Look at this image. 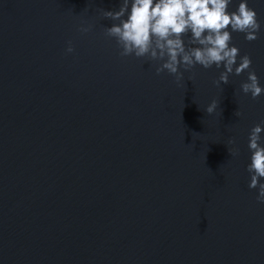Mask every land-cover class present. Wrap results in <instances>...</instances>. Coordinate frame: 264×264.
<instances>
[{
	"label": "water",
	"instance_id": "1",
	"mask_svg": "<svg viewBox=\"0 0 264 264\" xmlns=\"http://www.w3.org/2000/svg\"><path fill=\"white\" fill-rule=\"evenodd\" d=\"M249 4L261 31L231 42L264 84V0ZM119 5L0 0V264H264L246 167L264 93L240 89L247 70L178 82L121 55L102 15Z\"/></svg>",
	"mask_w": 264,
	"mask_h": 264
},
{
	"label": "clouds",
	"instance_id": "2",
	"mask_svg": "<svg viewBox=\"0 0 264 264\" xmlns=\"http://www.w3.org/2000/svg\"><path fill=\"white\" fill-rule=\"evenodd\" d=\"M120 0L118 9H103L102 15L111 17L113 23L105 26V32L115 37L121 55L147 56L159 63L157 73L167 70L179 82L184 70L196 64L204 68L215 65L221 69L214 83H228L229 74L247 70V79L240 83L244 93L255 98L264 93L256 71L251 68V56L232 43V33L242 32L246 40H254L261 31V20L249 0ZM92 25L80 24L81 32H88ZM190 35H186L189 34ZM74 46L67 42L65 52L71 53ZM218 100L212 98L205 106L213 113ZM237 115L240 113L237 111ZM264 121L252 125L248 132L250 175L249 188H256V199L264 202ZM232 143V138L229 139ZM231 154L238 148H229Z\"/></svg>",
	"mask_w": 264,
	"mask_h": 264
}]
</instances>
